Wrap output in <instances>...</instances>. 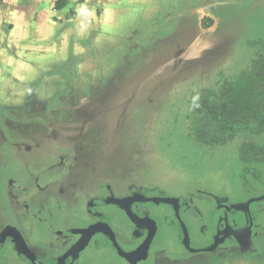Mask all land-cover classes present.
Listing matches in <instances>:
<instances>
[{"label": "rangeland", "instance_id": "374dc122", "mask_svg": "<svg viewBox=\"0 0 264 264\" xmlns=\"http://www.w3.org/2000/svg\"><path fill=\"white\" fill-rule=\"evenodd\" d=\"M250 7L223 5L216 20L177 21L163 32L154 29L137 45L118 37L111 44L102 42L94 50L100 68H75L82 75L68 78L66 87L78 97L59 103L75 109L51 112L57 102L55 108L37 97L7 103L0 112V225L16 226L32 246L54 248L61 240L51 238V230L70 233L71 223L84 227L90 222L85 205L92 189L110 200L103 208L92 202V216L103 214L124 240L128 235L121 229L131 221L117 204L142 191L148 198L191 202L194 214H180L193 249L207 243L201 232L211 238L216 199L247 204L262 198L264 169L259 162L245 163L238 146L245 136L224 145L190 137L192 96L246 70L257 51L249 42L264 40L261 7ZM74 155L76 170L62 175ZM79 192L83 209L75 208ZM58 203L66 208L62 216L56 213ZM257 203L264 199L253 202L251 211ZM147 205L165 226L151 250L154 264L158 257L159 264H185L208 254L185 248L180 230L171 231L160 218L161 204ZM6 254L7 264H34L10 249ZM88 263L128 264L112 250Z\"/></svg>", "mask_w": 264, "mask_h": 264}, {"label": "crops", "instance_id": "0c3cea01", "mask_svg": "<svg viewBox=\"0 0 264 264\" xmlns=\"http://www.w3.org/2000/svg\"><path fill=\"white\" fill-rule=\"evenodd\" d=\"M56 1L0 0V112L7 108V103L35 100L31 97L55 108L57 102L58 108L51 112L75 109L74 105H63L64 99L78 97L66 87L68 78L82 75L79 71L75 73V68H100L94 50L102 42L111 44L115 37L131 46L138 39L148 38L154 29L163 32L177 21L216 20L214 14L218 9L229 4H249L250 10L260 6L264 15V0H90V6H97L98 14L104 3L112 5L113 29L104 32L94 22L87 33L78 35L75 7L80 0H70L60 10L56 9ZM9 14L16 17L15 24L8 23ZM156 20L163 23L157 27ZM231 207L240 212L246 208L242 201L232 203ZM233 237L237 248L214 255L209 264H264V237L238 233H233Z\"/></svg>", "mask_w": 264, "mask_h": 264}, {"label": "flooded vegetation", "instance_id": "af4514ba", "mask_svg": "<svg viewBox=\"0 0 264 264\" xmlns=\"http://www.w3.org/2000/svg\"><path fill=\"white\" fill-rule=\"evenodd\" d=\"M37 131V130H35ZM1 132V131H0ZM34 132L33 130H29V133ZM240 147V146H239ZM75 154V151H74ZM77 160L76 155H74L72 158H70V161L66 168L63 170L62 175L66 174L68 172H74L76 170L74 168V161ZM263 179V178H262ZM264 185V184H261ZM87 189V188H86ZM82 190V189H81ZM84 190V189H83ZM92 193V195L87 192V196L89 198H86V214L85 216L87 218H90V222L84 226V227H79L74 224H70L71 228L69 229L70 233H65V228L63 230H56L57 232H54V230L50 231L53 233L51 236L55 238L53 239H60L61 241L57 242V245L53 248L50 246L49 248L46 247L45 243L43 245H35L32 246L28 243L27 239L23 236V234L20 232V230L13 225H0V264H7L8 259H7V250L10 249L14 251L17 255L18 258L22 260H26L29 262H33L34 264H89L88 263V258H92L94 255L101 256L102 253L112 250L113 252L116 253V255L121 258L124 262L128 264H142V263H149L151 262L154 264L155 257L156 255L151 254L152 247L155 243V240L157 237L160 235L162 230L165 228L163 227L161 222L159 221L158 217H156L151 210V207L148 206L147 204H150L151 202H143V201H132L131 202V209L132 211L141 219H145L144 222H140L139 224H136L133 222L127 215L124 206L127 205L128 201L134 197V196H141L143 195L145 198L146 197L142 191H137L133 193L132 195H127L124 197V202L117 204L120 209L127 215L129 220L131 221L130 224L127 223L121 230L124 232V235L126 238L124 240L118 239L117 231L111 224L110 220H108L103 214L98 217H93L92 211L89 209H92V202H94L95 206L98 207H105V205H108L110 203L109 196H102L99 193H96L92 189H89ZM81 192V191H80ZM80 201L75 204V208H81L83 209L82 202L83 199L80 195ZM264 198V192L261 193L260 196ZM152 198V197H149ZM176 199L179 200V215L181 217V212L184 213H189L190 216L193 215V205L191 202H189L187 199H182L179 197H175ZM187 200V202L185 201ZM229 198L225 199H216L215 203L213 204V212H212V217H213V232L211 235V238L209 237L210 235L207 233V231L201 232V237L203 239V242L207 243H200V246H194L193 249H196L198 251H194L195 253H202V252H208V254H204L203 256L194 259L192 261H189L185 264H209L211 261V258L214 255L217 254H224V253H229L235 250L237 248L236 246V241L233 237V233H238L242 235H249L251 237H264V203L259 204L257 203L254 207V210L251 211V207L249 211H235L231 205L232 202H229ZM248 201V200H246ZM246 201H242L245 203ZM100 203V204H99ZM155 203V202H154ZM99 204V205H98ZM161 205H158L159 211L158 214L160 215L161 219H164V223L168 226V228L171 231L174 230H180L182 234V239L181 242L184 244V231L181 227V224L178 220L176 210L174 205H169L165 203H160ZM163 205V206H162ZM206 205V208H209ZM97 207V208H98ZM57 210L56 213L61 214L62 212L66 209L65 205H62L58 203V206H56ZM167 208L172 211V213L167 212ZM228 208L229 211H228ZM98 210V209H97ZM95 213V211L93 212ZM205 213H208V211H205ZM220 213H222L221 219L220 218ZM215 214H217V233L219 234L220 238V243L217 245V247L212 250V251H203L205 248H210L214 245L215 243V237H214V218ZM228 216V223L226 221V218ZM153 220L155 221V226H153V222L150 221ZM182 219V217H181ZM57 217H55L53 223L57 224ZM220 222V223H219ZM253 223V225L251 224ZM53 223L50 225L51 229H56L53 226ZM97 224H108L111 228V230L115 234L116 241L118 245L125 251V252H137L146 242L147 238L149 237V234H152V239L150 243L148 244V249L147 253L144 258L129 262L127 261L117 250V248L114 246L111 238L109 235L104 234L103 232H98L89 239L88 244L86 247L81 250L80 252H75V253H69L71 249L79 242V240L82 237V233L92 227L93 225ZM186 224V223H185ZM68 226V224H67ZM187 226V225H186ZM189 236H190V243L189 246H191L192 242V237L190 235L189 228L187 227ZM241 231V232H239ZM209 235V236H208ZM203 236V237H202ZM47 248L48 250H46ZM185 248H187L185 246ZM188 249V248H187ZM190 250V249H189ZM193 252V251H192ZM68 253V255H66ZM66 255V256H65ZM87 256V258L82 262V258ZM158 257V255H157ZM63 258V259H62ZM60 259H62L60 261ZM159 259V263L160 258ZM157 263V264H159Z\"/></svg>", "mask_w": 264, "mask_h": 264}, {"label": "trees", "instance_id": "16d2710c", "mask_svg": "<svg viewBox=\"0 0 264 264\" xmlns=\"http://www.w3.org/2000/svg\"><path fill=\"white\" fill-rule=\"evenodd\" d=\"M69 1L57 0L56 9ZM249 45L257 51L246 70L198 92L200 107H191L189 115L190 137L205 145H224L245 136L240 146L245 163L259 162L264 169V40Z\"/></svg>", "mask_w": 264, "mask_h": 264}, {"label": "water", "instance_id": "95a60500", "mask_svg": "<svg viewBox=\"0 0 264 264\" xmlns=\"http://www.w3.org/2000/svg\"><path fill=\"white\" fill-rule=\"evenodd\" d=\"M261 199L264 198H260V199H251V201H249L247 204H245L246 210L249 211L250 206L253 202L255 201H259ZM143 201V202H155V203H165V204H169V205H174L175 210H176V214L178 217V220L181 224V227L184 231V244L185 246L190 249L191 251H198L196 249H192L189 246L190 243V236H189V232L187 229V226L185 224V222L181 219L180 215H179V200L176 198H161V197H152V198H145L143 195L141 196H134L132 197L127 205L124 206L125 211L128 215V217L135 222L136 224H139L140 222H144L145 219H141L140 217H138L131 209V202L133 201ZM230 208H228L229 211ZM153 223V226H155V221L151 220ZM251 224L253 225V223L251 222ZM98 232H103L104 234L109 235V237L111 238L114 246L117 248L118 252L129 262H133L139 259H142L145 257L146 253H147V247L148 244L150 243L151 239H152V234H149V237L147 238L146 242L144 243L145 245H143L137 252H125L117 243L116 238H115V234L114 232L111 230L110 226L108 224H97V225H93L92 227H90L89 229L85 230L82 233V237L79 240V242L71 249V251L69 253H75V252H80L81 250H83L86 245L88 244L89 239L92 237V235L98 233ZM241 232V231H239ZM214 237H215V243L212 247L210 248H205L203 249V251H212L214 250L217 245H219L220 243V238H219V234L217 233V214H215V218H214ZM68 255V253L66 254ZM65 255V256H66ZM63 259V258H62ZM60 259V261L62 260Z\"/></svg>", "mask_w": 264, "mask_h": 264}, {"label": "clouds", "instance_id": "9594fccd", "mask_svg": "<svg viewBox=\"0 0 264 264\" xmlns=\"http://www.w3.org/2000/svg\"><path fill=\"white\" fill-rule=\"evenodd\" d=\"M76 18L79 20L78 35H83L88 32L91 23L98 22L101 25L102 31L110 32L114 24V8L110 3H104L102 12L98 14L97 6H90V0H80V3L75 7ZM16 17L9 14L8 23L15 24ZM15 36V33L12 34ZM13 42L10 40V43ZM99 43V38H97ZM31 92V89H28ZM199 94L193 95L191 98V107L196 109L200 107Z\"/></svg>", "mask_w": 264, "mask_h": 264}]
</instances>
